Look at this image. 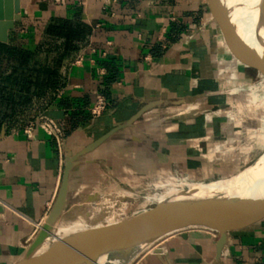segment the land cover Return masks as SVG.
Wrapping results in <instances>:
<instances>
[{"label": "crops", "instance_id": "obj_1", "mask_svg": "<svg viewBox=\"0 0 264 264\" xmlns=\"http://www.w3.org/2000/svg\"><path fill=\"white\" fill-rule=\"evenodd\" d=\"M221 1L238 37L261 56L246 0ZM61 26L78 30V36L65 41ZM80 43L86 46L82 63L67 68L62 95L42 110L73 153L142 106L159 104L84 156L75 171L92 164L104 170L110 163L113 175L181 173L216 180L234 175L264 148L261 120L248 132L255 149L236 152L242 147L228 110L241 99L263 104L264 92L234 90L245 91L254 79L263 83L264 76L236 54L211 0H29L0 47L39 54L54 49L58 59L64 48ZM98 93L108 109L93 120L88 108ZM65 159L42 129L26 136L0 127V264H12L43 223ZM184 236L173 234L151 247H162L167 264H264V219L232 232L220 257L212 232L191 228ZM143 252L133 264H161L151 250Z\"/></svg>", "mask_w": 264, "mask_h": 264}, {"label": "water", "instance_id": "obj_2", "mask_svg": "<svg viewBox=\"0 0 264 264\" xmlns=\"http://www.w3.org/2000/svg\"><path fill=\"white\" fill-rule=\"evenodd\" d=\"M29 0H0V43L6 44L9 32L15 29L21 20V10ZM215 14L221 21L226 37L236 54L251 67L264 76V45L261 56L250 49L237 35L228 17V12L221 0H211ZM159 103L142 106L124 123L115 126L108 132L90 142L80 151L73 153L65 144L63 150L66 159L63 165L58 191L48 214L38 232L12 264H91L101 257L113 260L134 249H144L147 245L156 244L167 236L182 234L191 228H201L217 234L215 246L216 256L220 257L230 234L244 229L264 219V196L258 198H225L215 200H187L176 202L168 209L159 205L155 209L139 214L131 213L119 222L106 225L100 221V214L89 219L87 206H81L83 201H93L96 193L79 196L82 208V220L88 227L64 236H55L54 231L65 214L72 211L67 208L70 191V177L81 164V159L93 152L100 145L113 137L118 131L132 127L146 112ZM217 181V180H215ZM4 211L0 204V213ZM97 223H100V225ZM54 238L42 253L40 248L44 243ZM143 252L129 262L132 263ZM161 264H167L162 256V247H155L150 252Z\"/></svg>", "mask_w": 264, "mask_h": 264}, {"label": "rangeland", "instance_id": "obj_3", "mask_svg": "<svg viewBox=\"0 0 264 264\" xmlns=\"http://www.w3.org/2000/svg\"><path fill=\"white\" fill-rule=\"evenodd\" d=\"M251 16L254 20L252 12ZM54 53H57V50L47 49L39 54V52L29 53L16 49L9 51L0 47V127L5 126L10 131L18 130L38 114L39 108L43 104L41 99L51 96L56 87L57 78L54 68L56 60L60 59V56L57 54L58 59L53 58ZM50 58L52 59L49 60ZM244 90L235 89L234 92L261 94L264 92V82L254 79ZM259 99L263 98L259 97ZM253 103L254 106L241 99L240 102L232 104L228 110V116L237 125L234 138L240 141L242 147L240 150L237 148V153H245L244 149L249 145L253 150L257 146L249 143L248 139L251 136L248 132L255 122L264 121V103L262 104L260 101ZM263 155L264 148L260 149L252 159H246L240 163L239 171L232 176L249 172L250 168L257 166ZM110 165L107 163L104 170H100L96 164H92L73 173L67 208L74 206L72 211L65 214L63 220L57 225L54 231L55 236H64L88 227V225L83 228L76 226L82 212V208L79 206V196L96 193L95 200H85L80 205L90 208L89 219L102 214L103 218L100 222L111 225L131 213L139 214L155 209L159 205L155 198L168 188L191 189L194 186L215 185L211 184L215 180H200L181 173L163 175L156 173L150 176L113 175L110 173V169L112 170ZM98 224L100 225V223ZM53 240L54 238L44 246L43 250H46ZM96 262L97 264H108L109 258L102 257ZM113 264H122V259L117 257Z\"/></svg>", "mask_w": 264, "mask_h": 264}, {"label": "bare ground", "instance_id": "obj_4", "mask_svg": "<svg viewBox=\"0 0 264 264\" xmlns=\"http://www.w3.org/2000/svg\"><path fill=\"white\" fill-rule=\"evenodd\" d=\"M243 5V0H239ZM248 6L250 7L255 21L251 18V25L255 30V34L258 36L261 41L262 47L264 45V0H246ZM223 178L219 179L211 184L214 186H194L191 189H186L182 187L178 188H168L161 195L155 198V201L159 203V206L164 210L168 209L167 207L171 206L176 202H182L187 200H215L221 197L225 198H258L264 196V155L258 161L257 166L250 168V171L241 175H237L233 178ZM233 178V179H232ZM185 185V184H184ZM190 185V184H189ZM202 185V184H201ZM183 186V185H180ZM160 194V193H159ZM151 197V194L149 195ZM148 197V196H147ZM155 197V196H153ZM127 217V216H125ZM124 217V218H125ZM79 222L77 227L83 228L87 224L86 220L78 218ZM123 219V218H122ZM119 222V221H118ZM59 224V223H58ZM68 225V223H66ZM50 241V240H49ZM47 241L42 245L39 250V253L44 252V246L49 242ZM152 244L147 245L143 251L146 252L152 251ZM47 250V249H46ZM141 249H132L126 254L120 255L118 258L122 259V264H129L131 259H133ZM117 258V257H116ZM109 259L108 264H113L116 260ZM99 259H102L99 258ZM91 264H97L93 262Z\"/></svg>", "mask_w": 264, "mask_h": 264}, {"label": "built area", "instance_id": "obj_5", "mask_svg": "<svg viewBox=\"0 0 264 264\" xmlns=\"http://www.w3.org/2000/svg\"><path fill=\"white\" fill-rule=\"evenodd\" d=\"M85 47L86 46L80 43L75 51H73L69 55H66L60 60L59 67L57 68V84L53 93L51 94V96H47L41 99V102H43V104H41L39 108V112L35 117H33L20 129L15 130L16 132L22 131L26 136H32V134L37 128L42 129L44 132H46V134L53 137V139L55 140L61 158L63 156V136L61 129L56 123V121L45 115L42 112V110L44 109L47 103H49L54 98H57L62 95L64 88L66 86L67 68L69 66L79 65L82 63L84 58ZM54 57L56 58V56H53V58ZM51 59L52 58H50L49 60ZM107 109H108V102L105 96L98 93L96 94L93 104L88 108V113L91 119L96 120L100 118L107 111ZM40 226L41 224L36 225L33 232L34 235L36 231L40 228ZM212 233L217 237V234L215 232Z\"/></svg>", "mask_w": 264, "mask_h": 264}, {"label": "trees", "instance_id": "obj_6", "mask_svg": "<svg viewBox=\"0 0 264 264\" xmlns=\"http://www.w3.org/2000/svg\"><path fill=\"white\" fill-rule=\"evenodd\" d=\"M54 30H58V29L57 28H52V27L49 28V31H51V32L54 31ZM59 30H61L63 38L65 39V41H70V40H72V39H74V38H76L78 36V32H77L78 30H72L70 27L61 26V27H59ZM1 48L8 49L9 51L12 50V49L14 50V48H10V47L9 48L1 47ZM76 48L77 47H72L70 49L64 48L65 52H61V55H59L60 59H58L56 61V66L54 68L55 69L54 73H55L56 78H57V68L59 67L60 60L63 57H65L66 55H69L70 53L75 51ZM56 84H57V81H56Z\"/></svg>", "mask_w": 264, "mask_h": 264}]
</instances>
